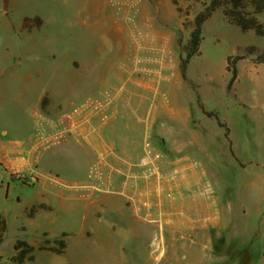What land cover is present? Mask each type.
Masks as SVG:
<instances>
[{"label":"rangeland","instance_id":"rangeland-1","mask_svg":"<svg viewBox=\"0 0 264 264\" xmlns=\"http://www.w3.org/2000/svg\"><path fill=\"white\" fill-rule=\"evenodd\" d=\"M201 10L182 0H0V138H56L28 169L10 175L0 165V264H13L17 241L35 248L25 264H104L99 243L120 241L116 231L135 242L129 264H255L259 248L247 237L264 208V63L247 49L262 51L264 39L217 11L181 67ZM258 19L264 27V13ZM236 55L244 59L228 89L226 60ZM56 191L110 196L147 229L128 233V222L100 210L60 209ZM230 203L248 215L231 217ZM106 221L114 234L91 232ZM59 239L62 256L37 250ZM83 241L93 245L81 262Z\"/></svg>","mask_w":264,"mask_h":264},{"label":"crops","instance_id":"crops-1","mask_svg":"<svg viewBox=\"0 0 264 264\" xmlns=\"http://www.w3.org/2000/svg\"><path fill=\"white\" fill-rule=\"evenodd\" d=\"M118 10H121V7H119V5H118ZM111 32L117 34L118 36H121V27L114 26L112 27ZM143 101L144 100H141L142 103ZM41 104H42V100L39 101V107L41 106ZM40 110H42L41 107ZM45 114H46L45 112H43L42 115L36 113V115L40 120L45 119ZM81 135L83 136L82 142L85 141L88 142V139L86 138L87 134L82 133ZM5 136L6 134L2 135L0 138V165L3 169L6 170L5 173H8L10 175H12V173H14L15 171L30 168V166L32 165L31 161L33 160L34 153L40 151L41 148L46 147L47 144L49 143L51 144L52 141L56 139L55 137L47 138V134L45 132H41L40 134L38 133L35 139H32L27 144H25L24 142H18V141L12 142L6 140ZM56 136L59 138L62 137L61 135H56ZM74 138H75V142L78 144L76 137ZM82 142H80V144ZM93 146L96 147V145L94 144L91 145V147ZM53 198H54V206H57L60 209H65L67 207H69L70 209L78 206L82 208L89 217L93 216L95 211L100 210L103 213H106L108 217L109 216L114 217L115 219L114 221L115 222L117 221V224L115 225H119L121 221H124L125 223L128 222L129 224L125 225L126 226L125 231L128 233H135L138 235L139 233L147 229L145 225L138 223L137 220L126 221L124 217L121 215L122 206L120 207L115 203L113 204V201L110 196L93 198L92 196L89 197L88 195L85 194L68 195L62 191H56L53 194ZM229 211H230V216L234 218H237V216H240L241 218H245V216L248 215L247 211L244 209L243 206L238 205L237 207L233 208L232 203H230ZM101 221L103 223V220H99L98 223ZM130 222L132 224H130ZM100 224L94 226L92 224L93 231L91 232L100 233L101 236L104 237L105 239L108 238L110 234H114L111 231V226H110L111 224H109L108 221L104 223L105 225L104 227L102 226V224L101 225ZM177 225L178 224H175L173 228L177 227ZM182 225L187 227L189 231L194 230L193 226L190 223L182 224ZM116 232L119 235V236L117 235V237L121 238L120 241L104 242V240H102L103 243L102 242L99 243L100 249L102 250L100 261L104 264H129L131 260H129L130 256L127 254V250L132 249V247L136 248L134 244L135 242L127 240L128 237L121 236L118 231ZM233 232L238 233L240 231L238 230V227H235ZM244 232L248 233L246 230H244ZM84 233L86 234L85 231ZM219 233H221V230ZM251 233H252V237H247V238L256 241L257 246L259 248V252L255 257L256 261L252 263L264 264V208L261 211H259L258 225L256 229H253L251 231ZM84 238L88 239L86 238V235ZM82 245L84 246L83 247L84 250L81 252L77 260L79 261L81 260V262H84L85 260L87 261V259L91 258L89 256L90 254L88 253L89 252L88 250L93 244L90 245L89 241H83ZM66 251H67V246L65 252ZM45 253H51V252H45ZM105 253H106V257H104ZM53 255L58 256L54 253ZM25 263H28V261ZM65 264H76V263H73L72 261H68Z\"/></svg>","mask_w":264,"mask_h":264},{"label":"trees","instance_id":"trees-1","mask_svg":"<svg viewBox=\"0 0 264 264\" xmlns=\"http://www.w3.org/2000/svg\"><path fill=\"white\" fill-rule=\"evenodd\" d=\"M185 2H198L202 6V10L196 15L194 21L190 24L193 26V30L190 33L189 49L185 60H180V66L184 65L186 61L194 57L198 51L199 41L201 40L202 25L217 11L221 12L223 19L227 24L233 25L242 33L253 32L255 36L264 39V27L259 21L258 16L264 13V0H182ZM180 12V11H179ZM185 15L186 12H185ZM35 23L39 26L41 20L34 19ZM25 22L30 21V19H24ZM189 22L185 21L184 25H188ZM254 53H259L257 55L258 63H264V49L258 52L255 47H250L247 49V55H253ZM244 59V56L236 55L227 58V71L231 74V78L228 81L227 88L230 89L234 82L236 81V69L235 65L237 62ZM209 117H215L212 114H207ZM218 121V119L216 118ZM43 208V206H40ZM6 230V221L4 217L0 214V244L3 240V235ZM61 237H65L62 234ZM49 244L46 240L44 245ZM39 246L38 251H49L56 255H61L66 249V244L63 239L55 240L53 246L45 248ZM14 255L11 258L13 264H24L26 261L30 262L33 260V253L35 248L30 246L24 241H17L13 247Z\"/></svg>","mask_w":264,"mask_h":264},{"label":"flooded vegetation","instance_id":"flooded-vegetation-1","mask_svg":"<svg viewBox=\"0 0 264 264\" xmlns=\"http://www.w3.org/2000/svg\"><path fill=\"white\" fill-rule=\"evenodd\" d=\"M140 178H142V176L140 177ZM150 178V177H149ZM199 202V205H198V208H199V211L201 212V213H204V210H203V202H202V200L201 201H198ZM201 202V203H200ZM199 212V213H200ZM174 216H177V215H174V214H171V217H172V221H173V218H174ZM182 217L183 218H185V219H187V221H189V218H190V212H189V210H187L184 214H182ZM202 221H204V219H202ZM199 225V224H198ZM197 225H194L193 226V228H195Z\"/></svg>","mask_w":264,"mask_h":264},{"label":"bare ground","instance_id":"bare-ground-1","mask_svg":"<svg viewBox=\"0 0 264 264\" xmlns=\"http://www.w3.org/2000/svg\"><path fill=\"white\" fill-rule=\"evenodd\" d=\"M105 158H106V157L100 156V161H101V163H102V162L104 163V161L106 160Z\"/></svg>","mask_w":264,"mask_h":264},{"label":"built area","instance_id":"built-area-1","mask_svg":"<svg viewBox=\"0 0 264 264\" xmlns=\"http://www.w3.org/2000/svg\"><path fill=\"white\" fill-rule=\"evenodd\" d=\"M152 166H150V168H151ZM152 170H153V168H152Z\"/></svg>","mask_w":264,"mask_h":264}]
</instances>
